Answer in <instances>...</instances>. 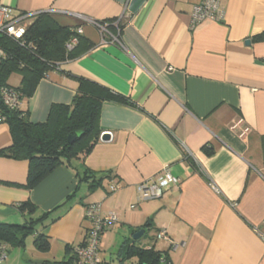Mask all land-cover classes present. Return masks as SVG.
Listing matches in <instances>:
<instances>
[{
  "label": "crops",
  "instance_id": "0c3cea01",
  "mask_svg": "<svg viewBox=\"0 0 264 264\" xmlns=\"http://www.w3.org/2000/svg\"><path fill=\"white\" fill-rule=\"evenodd\" d=\"M198 2L0 0L14 13L43 12L58 25L80 26L82 46L94 43L57 63L30 96L20 98L31 122L45 121L52 104L72 101L74 76L132 101H104L99 128L111 132L110 141L98 139L87 155L72 158L71 166L58 165L32 188L25 186L28 161L0 155L2 222L22 223L29 216L19 209L21 202L30 201L35 216L75 192L61 216L42 230L59 259L42 256L28 264L72 255L66 246L85 241V208L92 203L117 216L100 237L105 264L106 254H115L116 264H139L126 254L130 245L154 246L169 264H264V0H221L220 18L190 28ZM110 18L123 24L119 42L104 40L90 22ZM20 78L7 83L17 87ZM10 144L8 125L0 122V149ZM165 167L180 183L158 198L137 200L136 186ZM84 168L111 177L89 190L74 170ZM140 228L143 234L133 239ZM161 228L171 243L156 239L152 245L153 231Z\"/></svg>",
  "mask_w": 264,
  "mask_h": 264
},
{
  "label": "trees",
  "instance_id": "16d2710c",
  "mask_svg": "<svg viewBox=\"0 0 264 264\" xmlns=\"http://www.w3.org/2000/svg\"><path fill=\"white\" fill-rule=\"evenodd\" d=\"M115 20L116 18H110L100 22L108 23L107 29L112 35L117 34L118 30L120 39L123 24L119 20L115 25ZM75 29L76 27L58 25L47 13L40 12L27 26L22 40L0 33V49L3 53L0 58V87L11 86L7 79L12 72H16L20 74L21 82L19 86L12 87L21 92V97L30 96L39 79L55 68L57 63L73 59L94 46V43L89 42L83 47V35H77ZM74 35H77L78 42L68 48L66 45ZM74 78L77 86L72 101L69 104H52L43 122H31L26 111L21 110L19 106L8 109L0 100V113L4 116L11 136V144L0 149V155L28 161L25 183L27 188L34 187L58 165L71 166L72 158L84 157L90 152L101 133L99 113L104 101L132 104L129 98L107 86L80 76ZM80 130L83 132L72 142H68V135L76 134ZM206 151L210 153L212 150ZM74 170L79 181L88 183L89 190L102 185L104 179L111 177L109 173L96 174L88 168ZM74 193L68 194L51 210L35 216L33 213L36 207L30 201L18 204L19 209L26 211L29 216L22 223L0 221V244L5 245V254L6 243L22 246L25 236L33 233L36 225H39L40 231L33 234V242L39 250H48L49 239L42 230L61 216L62 207L69 203ZM145 225L147 223L143 226ZM71 247L66 246L73 252L74 247ZM126 254L128 257H136L139 264L169 262L166 254H162V251L156 250L154 246L144 248L130 245ZM74 260L76 257L73 253L66 259L53 261V264H71Z\"/></svg>",
  "mask_w": 264,
  "mask_h": 264
},
{
  "label": "built area",
  "instance_id": "2783aa9c",
  "mask_svg": "<svg viewBox=\"0 0 264 264\" xmlns=\"http://www.w3.org/2000/svg\"><path fill=\"white\" fill-rule=\"evenodd\" d=\"M222 14L221 0H199L194 4L191 18L190 28H193L198 23L206 19H218ZM37 16V12H18L14 13L13 9L9 6L0 4V33L7 35L16 40H22L26 32L27 26ZM120 18L114 21L116 25ZM90 22L96 26L104 40L117 41V34H110L107 25L108 23H101L100 21L90 20ZM76 34L82 33V28L76 27ZM77 35L70 38L67 43L68 48H72L78 42ZM21 92L13 88L12 86L0 87V100L2 104L8 109H14L19 105ZM0 122H4V116L0 113ZM180 178L170 173L167 167L163 168V171L156 175L154 178L141 182L136 186V192L138 194L137 200H147L158 198L162 195L170 185H178ZM117 189V185H111L110 190ZM130 208L134 207V204L129 205ZM85 219L88 222L86 230L85 241L73 248V253L79 264H105L99 257V242L100 237L105 227L116 221L117 216L108 212L102 214L100 212V206L98 203H92L85 208ZM157 240H166L171 243V239L168 236L164 228L159 229L156 232ZM264 239V238H263ZM5 245L0 244V261L5 258ZM167 264H169L167 262Z\"/></svg>",
  "mask_w": 264,
  "mask_h": 264
},
{
  "label": "rangeland",
  "instance_id": "374dc122",
  "mask_svg": "<svg viewBox=\"0 0 264 264\" xmlns=\"http://www.w3.org/2000/svg\"><path fill=\"white\" fill-rule=\"evenodd\" d=\"M20 74L16 73V72H12L8 79L13 82V84L17 83L18 79L20 78ZM7 79V80H8ZM21 79V78H20ZM19 86V85H18ZM26 218H28V216H26ZM36 231H40V227L39 225H36L34 228H33V233H28L26 236H25V239H24V243L23 245H18V244H12V243H6L7 245V249H6V256L5 258L0 262V264H28L30 260H35L37 257H46V258H49L50 259H54V260H57L59 258H57V256H55L53 253H52V249L54 250L56 247H52V249L49 251L48 250H39L36 245L34 244L33 240H34V233ZM153 231V229L149 232H145L147 233V239H148V233L151 234ZM32 232V231H31ZM110 244L112 247H115V242L113 241V239L110 240ZM155 241H156V231H153L152 233V236H151V244H155ZM115 252V250H114ZM100 253V252H99ZM54 255V256H53ZM106 256H110V259H109V264H116L115 262H117L116 260V255L114 254L111 255V254H106ZM52 257H55V258H52ZM100 257V256H99ZM49 261H52L53 260H49Z\"/></svg>",
  "mask_w": 264,
  "mask_h": 264
},
{
  "label": "water",
  "instance_id": "95a60500",
  "mask_svg": "<svg viewBox=\"0 0 264 264\" xmlns=\"http://www.w3.org/2000/svg\"><path fill=\"white\" fill-rule=\"evenodd\" d=\"M246 43H248V40H246ZM82 132H83V130H80V131L76 132V134L68 135V137H67L68 142H72L75 139V137L80 135ZM111 137H112L111 132L103 131L99 135V140L102 142H107V141H110ZM143 232H144V228H140V229L136 230L132 234V238L133 239L139 238L143 234Z\"/></svg>",
  "mask_w": 264,
  "mask_h": 264
}]
</instances>
